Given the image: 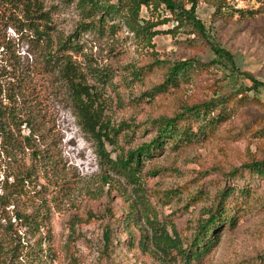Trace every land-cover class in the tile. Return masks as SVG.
Returning a JSON list of instances; mask_svg holds the SVG:
<instances>
[{
	"label": "rangeland",
	"instance_id": "obj_1",
	"mask_svg": "<svg viewBox=\"0 0 264 264\" xmlns=\"http://www.w3.org/2000/svg\"><path fill=\"white\" fill-rule=\"evenodd\" d=\"M31 1L48 13L55 44L58 36L72 40L81 31L78 0ZM174 1L189 8L187 0ZM212 2L197 0L195 9L206 38L192 27H177L165 9L143 7L144 19L170 20L157 28L168 34L136 38L116 20L120 28L115 36L80 33L83 49L71 53L88 73L89 84L99 85L89 68L110 82L100 86L98 96L104 119L121 128L117 146L105 144L114 159L155 139L153 121L226 98L229 118L206 140L177 150L169 143L145 161L142 191L104 168L97 142L73 112L64 80L55 67L46 68L25 31L0 25V42L8 49L0 48V69L9 57L15 63L10 74L0 70L2 110L15 116V123L22 122L21 136L29 128L36 130V147L55 170L53 177L40 168L24 189L7 185L4 191L0 185V196L6 192L13 197L6 205L0 199V253L10 264H162L139 246L141 234L151 235L148 221L158 220L170 234L175 231L186 248L231 187L252 192L238 200L237 212L229 208V215L238 218L235 225L211 232L214 246L200 264H264V179L242 170L264 160V0H224L217 13ZM210 43L229 53L234 67L217 58ZM187 60L203 68L189 81L181 78L177 87L155 90L164 83L168 65ZM15 123L11 127L17 132ZM22 156L27 166H37L31 152ZM234 170L236 176L230 175ZM35 210L45 215L39 232L23 227L16 217ZM168 263H179V258Z\"/></svg>",
	"mask_w": 264,
	"mask_h": 264
},
{
	"label": "trees",
	"instance_id": "obj_2",
	"mask_svg": "<svg viewBox=\"0 0 264 264\" xmlns=\"http://www.w3.org/2000/svg\"><path fill=\"white\" fill-rule=\"evenodd\" d=\"M223 1L213 0L212 4L216 13L220 11ZM77 4L83 22L79 25L81 31H76L77 35L72 40L58 36L55 44L52 39V29L47 25V22L50 21L48 13L43 12L42 7L31 0H0V25L5 29L13 27L21 33L25 31L24 33L30 37L31 46L40 51L46 68L55 67L61 79L64 80L71 98L73 112L83 130L97 142L99 156L104 168L134 185L137 190L142 191L141 171L145 161L153 158L169 143L172 144L174 150H177L183 146L206 140L229 118L230 111L225 103L226 98L184 107L179 114L171 118L162 117L153 121L157 131L155 139L141 144L135 149H130L126 153H120L114 159L107 153L105 144L108 143L112 147L117 146L116 137L121 128L111 126L104 119L102 103L98 96L101 87L109 86L110 82L106 78V74L89 68L88 72L99 85L89 84L87 82L88 73H84L75 64L71 53L78 54L83 49L82 44L78 41L80 33L96 32L102 36L105 34L115 36L118 28H120V25L115 23L116 20L122 22L136 38L151 40L157 35L168 34L169 30L164 31L157 28L170 20L151 21L144 19L141 13L143 7L154 12L165 9L173 16L171 21L177 22V27H192L202 37L206 38L204 26L195 13L197 0H187L189 8L174 0H78ZM18 6H21L22 9L19 10ZM239 13L243 14L242 11ZM0 48L2 51L5 49L8 51L7 45L3 41L0 42ZM210 48L217 58L223 59L228 66L234 67L231 56L224 49L216 45L213 46L211 43ZM14 64L11 57L7 61L4 60L0 69L1 72L10 74L15 70ZM200 68H203V65L190 60L168 65L164 83L157 86L155 90L163 92L167 86L177 87L181 78L189 81ZM135 78L139 79L138 75ZM14 118L13 115L5 114V110H2V101H0V171H3V180L0 181V185L4 191L7 189V185L20 186L21 189H24L30 181L38 176L40 168L43 169L44 174H53L52 176L55 177L53 162L48 155L36 147V130L29 128L27 135L21 136L19 127L22 122L15 123ZM23 122L29 125L28 121ZM14 123L17 124V132L11 127ZM194 128H196L195 131ZM27 152H31L37 166L25 164L22 155H26ZM1 163L4 164V169ZM35 167L39 168L36 169ZM242 170L252 177L264 179V160L245 164ZM236 173L238 170H234L230 175L236 176ZM9 179H12V183H8ZM113 189L121 197L124 196L118 187ZM251 192L248 187L240 190L231 187L225 190L215 213H212L208 220L198 227L193 240L186 248H183V242L175 231L170 234L158 220L148 221L151 235L141 234L139 246L144 251H151L162 264H169L168 261L175 257L179 258V263L176 264H200L205 254L214 246L215 241L209 237L211 232L218 230L225 224L235 225L238 218L235 215H229L231 211L229 208L231 207L237 212L238 200L240 198L247 199ZM11 198L13 197L6 192L0 196L1 202L5 205L9 203ZM145 208H149V205H145ZM137 211L133 210L132 214H136ZM44 216L35 210L32 213H23L16 217L23 227L39 232L45 224ZM148 244H151V250H148ZM0 256V264H10L2 257L1 253Z\"/></svg>",
	"mask_w": 264,
	"mask_h": 264
}]
</instances>
